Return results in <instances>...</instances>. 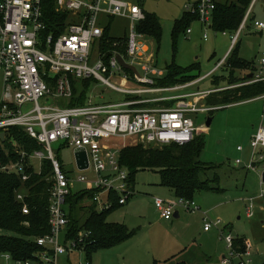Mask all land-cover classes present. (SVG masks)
<instances>
[{
	"label": "built area",
	"instance_id": "2783aa9c",
	"mask_svg": "<svg viewBox=\"0 0 264 264\" xmlns=\"http://www.w3.org/2000/svg\"><path fill=\"white\" fill-rule=\"evenodd\" d=\"M258 3L264 6V0H251L240 26L230 35V52L247 26L264 33V21L251 19ZM214 9L215 0H198L184 6V12L195 16L205 32L207 28L210 29ZM55 10L68 13L73 20L65 24L63 31L56 28V31L46 32L41 0H0V69L4 85L0 133L5 135L9 128H20L41 147L31 154L21 152L20 162L0 163V171L15 173L25 182L29 178L26 172L31 169L34 173H40L43 161H49L52 167L48 190L49 233L34 239L40 251L26 260H16L8 253H0V264H56L60 257L83 253L82 244L90 232H79L76 239H70L67 197L73 192L89 189L96 190L92 201L98 211L112 206L110 196L113 194L120 206L125 205L134 191L128 182L127 169L119 162L120 152L130 143L152 148L189 144L200 134V129L205 131L204 125H195L191 115L215 111L216 107L207 106L204 100L209 94L224 90L181 92L210 76L215 69L188 83L169 88L155 87V78L163 76L164 70L155 65L153 49L142 41L147 37L135 31V25L145 18L144 11L138 5L123 0H55ZM101 16L108 19L104 27L99 25ZM116 17L129 21L128 35L118 38L123 40L125 51L123 55L113 51L106 57L100 49L104 30ZM185 34H191L190 29ZM221 34L227 35L228 32ZM203 39H206V33ZM113 46L122 47V41H116ZM117 55L133 66L137 73L124 69ZM95 56L97 60L93 62ZM223 63L220 62L216 69ZM138 67L144 76L139 74ZM119 73L125 77L119 78L118 86L111 84L110 77ZM72 79H93L92 84L100 82L123 93L126 99L117 103L94 104L86 95L83 105L69 106L73 97ZM262 81L264 49L259 54L251 79L244 85ZM128 82L144 87L124 89ZM166 102L172 103L166 106ZM54 144H58L59 148L82 150L87 166L79 170L87 175L73 177L71 172L63 170L52 150ZM249 147L251 154L243 166L259 177L257 195L247 199L246 216L252 218L255 200H264L263 127L257 129ZM236 150L241 152L243 148L238 146ZM33 159L40 161L38 168L33 167ZM235 163L242 164L240 160ZM75 185L83 187L74 190ZM25 198L26 194L22 192L16 194V200L20 203ZM153 205L165 221L171 220L179 209L186 213L200 212L193 199L167 201L153 198ZM22 213L28 214L26 205H23ZM204 222V231L212 227L221 228L218 220L206 222L204 218ZM223 233L221 239L231 250V256L239 259L238 264H250L251 246L245 242L243 251H236L233 245L235 239ZM230 263L228 259L222 261V264Z\"/></svg>",
	"mask_w": 264,
	"mask_h": 264
},
{
	"label": "rangeland",
	"instance_id": "374dc122",
	"mask_svg": "<svg viewBox=\"0 0 264 264\" xmlns=\"http://www.w3.org/2000/svg\"><path fill=\"white\" fill-rule=\"evenodd\" d=\"M123 1L142 6L146 13L155 14L160 19L159 46L153 48V41L150 38L142 39L151 50L153 49L154 54L156 53L155 60L160 69L170 64H176L181 68L197 65L193 74L202 77L222 59L231 45L229 37L233 33L223 36L209 28L205 32L199 27L197 21L188 25L187 29H190L191 34L180 32L175 40L172 38L174 23L181 19L184 6L192 0ZM216 1L222 3L226 0ZM253 14L257 19L264 20V6L258 3L254 7ZM107 23V18L99 17L100 26L104 27ZM128 33L129 21L120 17L114 18L110 25L109 36L124 38ZM204 33H206L205 40L203 39ZM238 40L240 42L239 56L244 60H253L257 65L255 56L264 47V35L248 34L245 29L239 35ZM96 60L95 56L92 61ZM138 69L139 74L144 76L139 67ZM245 71L247 70L236 71L235 79L245 77L244 74L247 73ZM214 75L216 77L227 76L221 69ZM104 77L107 76L104 75ZM124 77L123 73H119L118 76H111L109 82L118 86L119 78ZM211 81L212 79L208 78L199 82L197 88L195 86L181 92L207 91L212 87L215 89L227 87L224 82L219 84L216 81L213 82V86ZM138 87L144 86L128 82L124 89ZM176 93L179 91L166 93V95ZM3 95L4 85L0 69V102ZM87 96L94 104L117 103L126 99L123 93L112 90L100 82L90 85ZM40 104H43V101H40ZM211 117L207 132L202 135L204 145L199 160L212 168L201 173L200 178L217 187L218 192H199L193 200L200 208V212L194 214L181 212L179 219L173 222L175 225L173 224L174 228L170 237L176 238L181 233L191 235V238L201 245V251L210 259L206 262L192 261L191 264H220L222 257L232 260V264H238L239 259L231 256V250L221 239L220 230L225 229L223 235L229 234L233 239H242L241 247L244 248L245 242L251 246L250 264H264V200H255L253 217L247 218L246 216L247 199L254 198L259 190L258 176L251 171L246 172L243 166L235 164L236 160H240L243 165V157L236 148L238 146L246 148L257 129L260 126L264 128V100L242 101L216 107ZM191 118L196 126H201L205 123L207 114L191 115ZM128 146L135 145L130 143ZM52 150L60 158L64 170L71 172L73 177L87 175L86 172L82 173L77 169L72 147L59 148L58 144H54ZM42 152L46 154L45 149H42ZM31 163L34 168H38L40 161L33 159ZM82 187L83 185H75L74 190ZM133 189V198H130L126 205L111 213L107 221L124 225L134 235L111 248L97 250L92 254L90 264H133L134 262L129 260L130 254L146 252L151 242L154 247L168 243L167 234L171 233L170 223L159 220L152 198L167 201H175L176 198L172 195L167 197V190L160 186V176L155 169L137 171L134 176ZM204 218L206 222L220 221L222 228L220 230L211 228L209 233H204ZM56 264H86V259L83 253L75 252L69 256L60 257Z\"/></svg>",
	"mask_w": 264,
	"mask_h": 264
},
{
	"label": "trees",
	"instance_id": "16d2710c",
	"mask_svg": "<svg viewBox=\"0 0 264 264\" xmlns=\"http://www.w3.org/2000/svg\"><path fill=\"white\" fill-rule=\"evenodd\" d=\"M251 0H235L230 3H216L211 16L210 29L214 32L234 33L240 26ZM43 21L47 26L46 32L63 31L65 24L72 22V18L66 12L55 10V0H41ZM143 21L135 25L137 33L150 38L154 47L159 46L161 37V21L155 14L146 13ZM255 15H251L254 19ZM112 21V20H111ZM109 25L104 30L101 51L109 57L113 51L123 55L125 45L123 40L109 36ZM197 18L184 13L180 20L174 23L172 38L175 40L179 33H185L189 23L196 22ZM122 41V47H114L113 43ZM239 45L231 50L224 66L227 76L213 77V82H224L227 88L209 94L205 98V104L210 107H222L254 99L264 95V81L253 84H245L247 76L235 79V72L242 69L251 74L255 71L254 63L247 62L239 57ZM156 57V53L154 54ZM155 65L157 62L155 60ZM197 65L189 68H181L176 64H170L163 68L164 74L155 78L154 86L169 88L177 84H184L198 79L194 75ZM93 79L71 80L72 100L69 106H81ZM218 84V85H219ZM172 102H166L168 106ZM2 103L0 102V109ZM214 111L208 113L209 117ZM203 134L194 137L193 141L183 146L169 145L162 148L145 147L142 144L125 147L119 155L121 166L128 171V182L133 188L134 176L139 170H157L160 176V186L169 189L177 198L191 200L202 191H216L206 180L200 178L201 173L212 167L199 160L204 140ZM37 142L27 136L20 128H9L5 131L4 140L0 141V163L11 164L20 162V153L31 154L40 150ZM61 163L60 158L57 156ZM62 165V164H61ZM62 169L63 165H62ZM52 173L49 161H43L40 173H34L31 169L26 172L29 175L27 181L22 182L19 175L0 171V253H8L13 259L26 260L40 251L34 241L38 237L49 233L48 214V190ZM96 190H81L71 193L66 199L68 229L70 239H76L79 232H90V235L82 244L86 264H90L91 256L99 249L111 248L130 239L134 233L118 223L107 221L108 216L121 208L115 196H110L112 206L104 211H98L92 201ZM26 194L23 203L16 200V194ZM26 205L28 214L22 213V207ZM242 239L234 240L236 251H243ZM241 247V248H240ZM179 264H187L181 262Z\"/></svg>",
	"mask_w": 264,
	"mask_h": 264
},
{
	"label": "crops",
	"instance_id": "0c3cea01",
	"mask_svg": "<svg viewBox=\"0 0 264 264\" xmlns=\"http://www.w3.org/2000/svg\"><path fill=\"white\" fill-rule=\"evenodd\" d=\"M198 0H192V2H189V3H195V2H197ZM215 2L216 3H219V2H217L216 0H215ZM230 3L228 0H226L225 2H222V3ZM142 10H143V8H142V6H139ZM184 10V9H183ZM144 11V10H143ZM145 12V11H144ZM185 13V12H184ZM183 13V14H184ZM253 14V13H252ZM254 15V14H253ZM254 19H257L256 18V16H255V18ZM259 19V18H258ZM114 20V19H113ZM112 20V21H113ZM259 20H262V19H259ZM111 21V22H112ZM264 21V20H263ZM197 24L199 25V27H201V28H203V26L199 23V22H197ZM111 25V24H110ZM204 29V28H203ZM109 30H110V26H109ZM255 31V32H254ZM246 32L249 34V33H258L259 35H261V36H263L264 34L263 33H261V32H259V31H257V30H254V29H252L251 27H249V26H247V28H246ZM228 34H230V33H228ZM227 34V35H228ZM227 35H223V36H227ZM230 38V37H229ZM237 44L239 45L240 44V42H239V40L237 41ZM236 44V45H237ZM153 45H154V43H153ZM229 49H230V47H229ZM229 49L227 50V52L224 54V56L222 57V59L221 60H219L216 64H215V66L209 71V72H207L204 76H206V75H208V74H210L214 69H215V71H214V73H212V74H210V76H208V77H206L204 80H206V79H208V78H210V79H212V81H211V83H212V85H213V77H216V75H214V74H216L220 69H221V71H223V73L225 72L226 74H227V71L226 70H224V66H225V64H226V61H227V59H228V57H229V54H230V51H229ZM262 49H264V47L263 48H261V50ZM261 50L257 53V55L255 56V58L257 59V63H258V57H259V54H260V52H261ZM240 57V56H239ZM241 58V57H240ZM242 59V58H241ZM244 60V59H243ZM222 61H224V63L219 67V68H217L216 69V67H217V65L220 63V62H222ZM245 61H247V62H251V61H253V60H251V61H248V60H245ZM253 63H254V61H253ZM257 65L254 63V67H256ZM245 72H247L246 74H244L245 76H247L248 77V79H251V78H249V76H251L252 77V74L247 70V71H245ZM222 76V75H221ZM221 76H218V77H221ZM203 77V76H202ZM225 77V76H224ZM200 78V77H199ZM204 80H202V81H204ZM225 85V84H224ZM196 86V88H197V84L195 85ZM195 86H193V87H195ZM214 86V85H213ZM233 87H235V86H231V87H225V88H222V89H227V88H233ZM192 88V87H191ZM212 89H215L214 87H212ZM212 89H209V90H212ZM258 99H262V100H264V95L263 96H260V97H257V98H254V99H250V100H246V101H255V100H258ZM204 102H205V100H204ZM209 117V115L207 114V118ZM207 118H206V121H207ZM206 121H205V123L204 124H202L201 126H198V127H203V125H204V127H205V131H201V129H200V134H204V133H206L207 132V128L208 127H206ZM199 134V135H200ZM241 155H242V157H243V163H246L247 161H248V159H249V157H250V154H251V150H250V147H249V145L246 147V148H243V150L241 151V152H239ZM236 164V163H235ZM240 166H243V165H240ZM243 168L245 169V167L243 166ZM246 170V169H245ZM246 172H248V170H246ZM258 180H259V177H258ZM162 187V186H161ZM162 188H164V187H162ZM217 188V187H216ZM167 191H166V194L168 195L167 197H169L170 195H172V197H175V198H177L176 196H174V194H173V192L172 191H170L169 189H167V188H165ZM133 191H134V189H133ZM212 192H218V188H217V190L216 191H212ZM134 196V195H133ZM133 196L131 197V198H133ZM153 199V198H152ZM261 203V202H260ZM126 205V204H125ZM124 206V205H123ZM122 206V207H123ZM262 209V208H261ZM263 210V209H262ZM177 212H178V216L177 217H173L171 220H168V221H165V220H163V219H161L160 218V216H159V214L157 213V215H158V218H159V220L161 221H164V222H167L168 224L170 223V225L169 226H171V227H169V229L171 230V233H169V234H167V237H169V238H167V240H168V243H166V244H164V245H159V246H157V247H154V245H153V243L151 242L150 244H149V246H148V248H147V251L146 252H144V253H142V252H139L138 254H136V255H133V254H130L129 255V260H131L132 262H134L133 264H179V263H181V262H185V263H187V264H191V262L192 261H195V262H206V261H209L210 259L201 251V245H199V244H197V242L193 239V238H191V235H186V234H184L183 235V233H181V234H179L180 236H178V237H176V238H173V237H170L171 236V234H172V230H173V228H174V226H173V222H175L176 220H178L179 219V215L181 214V212H183V213H186V212H184V211H182V210H177ZM196 213V212H195ZM199 213V212H198ZM192 214H194V213H192ZM203 215V214H202ZM175 225V224H174ZM212 228H214V227H212ZM221 228H222V224H221ZM220 228V229H221ZM216 229H219V228H216ZM219 229V230H220ZM211 230H208V231H204L203 230V232L204 233H209ZM222 231H225V229H223V230H220V232H222ZM176 235H178V234H176ZM175 235V236H176ZM223 259H226L225 257H222V259L220 260V264H222V261H223ZM230 264H232V260H231V263Z\"/></svg>",
	"mask_w": 264,
	"mask_h": 264
},
{
	"label": "water",
	"instance_id": "95a60500",
	"mask_svg": "<svg viewBox=\"0 0 264 264\" xmlns=\"http://www.w3.org/2000/svg\"><path fill=\"white\" fill-rule=\"evenodd\" d=\"M116 58H117L119 64L124 69L132 71L133 73H137L136 69L133 66L128 65L127 63H125L124 60L119 55H117ZM249 78H251V76H249ZM211 120H212V117H208L207 118L206 127H209V125L211 123ZM3 140H4V133L1 132L0 133V141H3ZM73 155H74V159H75V164L78 167V169H80V170L85 169L86 166H87L85 153L82 150H74ZM262 181L264 182V172L262 173ZM173 216L177 217L178 216V212L175 211Z\"/></svg>",
	"mask_w": 264,
	"mask_h": 264
}]
</instances>
